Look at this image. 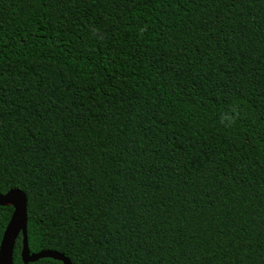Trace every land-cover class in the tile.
Returning <instances> with one entry per match:
<instances>
[{
  "label": "trees",
  "instance_id": "1",
  "mask_svg": "<svg viewBox=\"0 0 264 264\" xmlns=\"http://www.w3.org/2000/svg\"><path fill=\"white\" fill-rule=\"evenodd\" d=\"M13 189L30 253L264 264V0H0Z\"/></svg>",
  "mask_w": 264,
  "mask_h": 264
},
{
  "label": "water",
  "instance_id": "2",
  "mask_svg": "<svg viewBox=\"0 0 264 264\" xmlns=\"http://www.w3.org/2000/svg\"><path fill=\"white\" fill-rule=\"evenodd\" d=\"M0 207H11L13 210L0 241V264H12L13 247L18 236H21L20 259L23 264L35 263L41 259L71 264L63 255L56 252H29L27 244V199L21 191L13 189L4 195H0Z\"/></svg>",
  "mask_w": 264,
  "mask_h": 264
},
{
  "label": "clouds",
  "instance_id": "3",
  "mask_svg": "<svg viewBox=\"0 0 264 264\" xmlns=\"http://www.w3.org/2000/svg\"><path fill=\"white\" fill-rule=\"evenodd\" d=\"M235 120V116L234 115H224L222 114L220 117V122L222 124H224L225 126H229L231 125Z\"/></svg>",
  "mask_w": 264,
  "mask_h": 264
}]
</instances>
